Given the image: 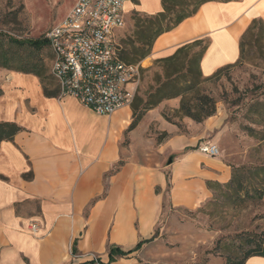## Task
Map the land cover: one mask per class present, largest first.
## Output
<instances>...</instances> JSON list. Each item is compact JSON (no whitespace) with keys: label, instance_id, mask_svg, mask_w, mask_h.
Masks as SVG:
<instances>
[{"label":"crops","instance_id":"0c3cea01","mask_svg":"<svg viewBox=\"0 0 264 264\" xmlns=\"http://www.w3.org/2000/svg\"><path fill=\"white\" fill-rule=\"evenodd\" d=\"M123 9L124 18L162 10L160 0H128ZM254 20L264 28V0L205 2L154 41L150 58L203 40L199 68L209 77L238 61L240 38ZM165 104L126 132L129 107L96 115L72 97H46L34 76L0 71V123L21 128L0 141V264H106L109 245L128 251L154 239L164 192L173 207L193 209L211 196L208 184L229 182L230 166L197 150L203 141H221L225 114L216 109L201 123L184 118L180 127L162 117ZM150 124L165 135L159 142L146 139L148 127L142 129ZM125 133L129 144L122 148ZM147 243L110 264H142Z\"/></svg>","mask_w":264,"mask_h":264},{"label":"rangeland","instance_id":"374dc122","mask_svg":"<svg viewBox=\"0 0 264 264\" xmlns=\"http://www.w3.org/2000/svg\"><path fill=\"white\" fill-rule=\"evenodd\" d=\"M73 1L0 0V71L18 73L13 68L28 65L40 77L26 75L36 77L41 87L44 84L48 90L54 91L56 85L49 74V48L46 46L41 50H34L28 46L13 45L8 39L25 41L44 38L46 31L66 14ZM184 1L182 10L190 11L203 0ZM152 16L154 15L137 10L125 15L124 25L114 35L116 48H124L123 41L134 38L138 20L143 21ZM198 49L199 47H194L188 51L180 74H188L187 59ZM150 55L151 53L138 61L142 62L144 68L136 79L134 94L128 105L131 121L140 113L147 95L158 82L164 80L165 68L156 62L158 58L153 60ZM6 63L11 70L1 66ZM190 70V75L198 76L201 81L199 94L211 98L215 109L225 114V130L221 134V141L214 142L219 149V157L230 166L231 172L239 166L264 165V141L259 140L262 125L254 124L248 111L249 104L256 97H264L262 25H256L245 38L241 61L210 79L199 77L194 67ZM180 74L172 76L178 77ZM134 103L138 106L132 116L131 105ZM161 103H167L161 111L164 120L181 127L180 122L185 117L178 112L180 98L163 100ZM173 103L178 104L177 109L172 106ZM147 127L146 139L159 142L156 128L150 124L142 131ZM247 127L253 129L256 135L248 134ZM128 144L125 133L122 148H126ZM167 162V159L162 160L164 168ZM210 191L211 196L193 209L173 207L167 193H163L162 210L154 231V239L147 243L141 253L142 264H226L227 258L242 257L234 254L241 248L240 242L244 234L264 233V204L258 193L246 187H213Z\"/></svg>","mask_w":264,"mask_h":264},{"label":"trees","instance_id":"16d2710c","mask_svg":"<svg viewBox=\"0 0 264 264\" xmlns=\"http://www.w3.org/2000/svg\"><path fill=\"white\" fill-rule=\"evenodd\" d=\"M209 1L226 2L230 0H203L200 3L195 4V6L190 11L182 10V7L185 5L184 0H160L162 8L161 12L157 13L152 17L146 18L143 21L138 20L135 25L136 31L134 33V38L128 39L127 41H123L124 48L120 50L116 48V54L119 60L127 64H134L138 61L143 60L151 53L153 43L160 35L171 31L176 26H178L183 20L192 17L201 4ZM260 24V21L254 20L246 29L244 34L241 36L239 41L238 61H241L243 59L245 38L251 33V31L255 28L256 25ZM8 41L13 45L28 46L34 50H41L43 47L47 46V42L44 38L25 41L9 38ZM207 45L208 43L203 40L194 41L190 44H185L177 48L175 52L172 53L170 56L156 60L157 63L162 64L163 68H165L164 80L158 82L153 91H151L147 95L142 105L140 113L135 117V119L131 121L126 132L133 130L137 126L141 116L145 111L153 109L163 100L174 99L177 97L180 98L178 112L183 117L188 118L194 121L195 123H201L205 119L215 114L216 109L214 101L204 94H199L198 87L201 85V81H199L198 76L190 75L192 73L190 69L194 67L196 68L199 77L210 79L211 77L216 76L218 73L228 69L233 64L218 69L209 77L202 76L199 68V62L207 48ZM127 47H129V49H127ZM194 47H199V49L193 52L189 59H187V64L189 66V75L180 74L181 69L184 65L183 62L187 57L188 51ZM51 60L52 56L49 51V63H51ZM1 66L8 70L12 69L8 66L7 63L6 65L4 64ZM13 70L18 73L32 74L34 76L40 77V74L28 65H22L19 68H13ZM174 74L180 75H178V77H173L172 75ZM52 80L54 81L53 78ZM42 90L46 97H56L58 94L57 87L54 91H50L43 84ZM137 106L138 105L136 103L131 105V109L133 111L132 116H134V112ZM248 111L252 116L250 119L253 121V123L262 125V131L260 133L261 135L259 136V140L264 141V97H256L249 104ZM20 130L21 128H19L14 123H0V141L11 140L12 137ZM246 130L248 134L253 136L256 135L253 129L247 127ZM164 136V134H161L158 137L159 140H161ZM121 164L122 163L119 162L116 166H114V168L110 170L107 176L115 173ZM213 187H221L226 189L246 187L248 189H251L255 193H258L260 197H262V194L264 193V165H258L253 167H235L232 169L229 182H227L226 184H208V188L211 189ZM148 241L149 240L139 241L133 249L128 251H122L118 247L109 245L107 253L108 261L106 264L113 263L118 258L125 257L135 251H138L142 247V245L147 243ZM240 245L241 248L234 255H242V257L227 258L226 264H245V261L250 257L264 258L263 232L259 234H244L243 238L241 239ZM73 252H75L74 249ZM86 264H93V261Z\"/></svg>","mask_w":264,"mask_h":264},{"label":"built area","instance_id":"2783aa9c","mask_svg":"<svg viewBox=\"0 0 264 264\" xmlns=\"http://www.w3.org/2000/svg\"><path fill=\"white\" fill-rule=\"evenodd\" d=\"M127 1L76 0L44 35L52 55L50 75L59 96L74 98L96 115L111 116L128 107L144 68L142 62L127 64L116 54L114 35L124 25ZM197 150L210 157L220 154L210 141L201 142Z\"/></svg>","mask_w":264,"mask_h":264}]
</instances>
